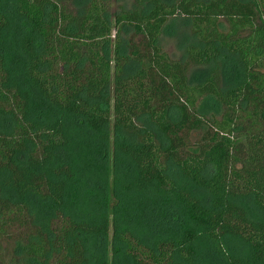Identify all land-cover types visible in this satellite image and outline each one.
I'll list each match as a JSON object with an SVG mask.
<instances>
[{
	"label": "trees",
	"instance_id": "1",
	"mask_svg": "<svg viewBox=\"0 0 264 264\" xmlns=\"http://www.w3.org/2000/svg\"><path fill=\"white\" fill-rule=\"evenodd\" d=\"M0 264H264V0H0Z\"/></svg>",
	"mask_w": 264,
	"mask_h": 264
},
{
	"label": "rangeland",
	"instance_id": "2",
	"mask_svg": "<svg viewBox=\"0 0 264 264\" xmlns=\"http://www.w3.org/2000/svg\"><path fill=\"white\" fill-rule=\"evenodd\" d=\"M168 1H171V0H168ZM185 28L187 29V31L189 30L188 26H183L182 24H180V32H178V34L175 35V38H174V34H173V29L170 31V33H167L166 36L164 37L163 50L166 53H168L170 55V57H172V58L183 57V45L178 40L182 41L185 38V36L182 32ZM122 36H123V41H126L127 32L124 31ZM204 75H205V73L202 70H198L197 68L191 69V81L192 82L202 81L204 78ZM119 168L121 170L126 169L125 165H123V164H121ZM194 192L198 196H200L203 200L207 199V193H205L203 190L194 189ZM248 206H249L248 209H249L250 213L254 215L256 213L254 207H252L250 204H248Z\"/></svg>",
	"mask_w": 264,
	"mask_h": 264
}]
</instances>
